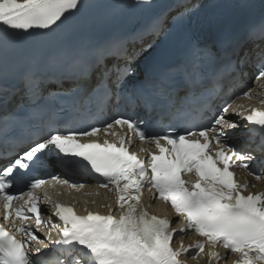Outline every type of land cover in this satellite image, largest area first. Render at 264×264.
<instances>
[{"label":"snow or ice","instance_id":"6c2138e0","mask_svg":"<svg viewBox=\"0 0 264 264\" xmlns=\"http://www.w3.org/2000/svg\"><path fill=\"white\" fill-rule=\"evenodd\" d=\"M81 4L82 0H0V26L3 27L0 43H6L10 30L51 31L63 24L72 10L79 11ZM162 26L163 20H157L151 31L158 33ZM260 33L264 38V24L260 26ZM250 37L255 38V32ZM109 51L115 61L111 67L103 64L102 59ZM232 55L239 56L238 48L233 49ZM120 59L124 60L123 66ZM131 59L123 42H114L96 58L100 74L97 86L107 78L119 88L131 71ZM247 60V53L238 64L230 60L234 80L245 74L242 68ZM253 66L256 69L253 82L264 88V49L255 54ZM197 74L198 66L193 64L192 76ZM29 83L42 87V81L36 83V78H30ZM254 92L255 88H248L242 97L251 100ZM257 98L261 107H245L232 99L231 103L213 110L205 103L195 119L178 110L174 115L177 123L168 125L163 134L149 129L143 120L123 114L115 115L103 127L91 126L86 130L71 127L70 121L52 120L45 136L12 163L0 168V208L3 220L10 225L0 223V264H39L36 254L42 255L41 248L32 250L31 244L33 241L44 243L36 234L42 223L49 228L50 240L53 229L59 232V238L51 243L68 252L72 257L70 264H187L180 257L187 254L196 259L206 245L210 249L219 245L235 254L237 258L232 264H264V191L248 192L247 182H238L232 169H246L256 180L264 177L250 163L256 160L255 155L242 154L229 143L232 133L241 129L264 136V93H257ZM110 99L108 90L104 89L101 102ZM229 113L239 120L230 119ZM8 130L5 120L0 126L5 156L9 148L19 147L18 143L9 144ZM101 132L116 139L105 138L102 142L94 139ZM136 140L154 145L156 151L144 147L130 150ZM260 150L264 151V146ZM52 153L86 161L96 174L98 188L114 191L115 206L104 205L107 214L86 208V214L79 215L72 205L57 201L42 221V201L38 194L42 186L58 183L67 185L69 190L84 188L82 183L51 175L49 179L30 178L26 182L27 191L16 190L26 172ZM140 153H146L147 161ZM186 174L195 179H185ZM145 188L152 192L153 200L162 199L170 204L177 217L182 218L180 227H172L174 221L167 216L148 211L142 203ZM20 200L25 203H16ZM43 202L51 203L47 193ZM30 219H34L35 230L27 223ZM55 219L61 223H55ZM190 230L203 239L187 246L181 240L174 247V238ZM17 233L21 238H17ZM208 259L211 264L213 259L220 261L225 257L210 250Z\"/></svg>","mask_w":264,"mask_h":264},{"label":"bare ground","instance_id":"6f19581e","mask_svg":"<svg viewBox=\"0 0 264 264\" xmlns=\"http://www.w3.org/2000/svg\"><path fill=\"white\" fill-rule=\"evenodd\" d=\"M116 2H118L119 4L124 3L126 5V8H124L123 10L119 9ZM116 2L114 1L107 2L106 3L107 8H110L118 16H120L121 19L126 20L129 24L131 23L136 24L138 21H141L143 17H146L147 13L150 15L151 13L154 12V10L158 9L159 7L163 5H167L170 2V0H161L159 2L157 0H148V1H145V0H116ZM148 8H149V11H148ZM118 9L119 11H121L120 13H118L117 11ZM133 9H134V12L131 13ZM78 14L79 13L77 12L76 15ZM117 18L118 17L112 18V17L101 15L99 17V20L102 23H112L116 21ZM75 35H77V33H75ZM97 202H98V205L100 206L104 202V199L98 200ZM108 203L109 201L106 199V202L104 205H107ZM199 262L200 260L196 261L197 264H199Z\"/></svg>","mask_w":264,"mask_h":264}]
</instances>
